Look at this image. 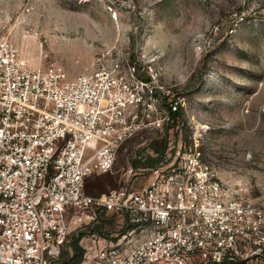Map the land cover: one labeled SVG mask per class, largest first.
Masks as SVG:
<instances>
[{
  "label": "built area",
  "instance_id": "obj_1",
  "mask_svg": "<svg viewBox=\"0 0 264 264\" xmlns=\"http://www.w3.org/2000/svg\"><path fill=\"white\" fill-rule=\"evenodd\" d=\"M91 68L33 69L0 38V264H62L70 235L109 214L123 231L81 240L79 264H264V188L231 187L196 157L152 169L137 191L85 192L127 140L181 111L155 58L107 51Z\"/></svg>",
  "mask_w": 264,
  "mask_h": 264
},
{
  "label": "rangeland",
  "instance_id": "obj_2",
  "mask_svg": "<svg viewBox=\"0 0 264 264\" xmlns=\"http://www.w3.org/2000/svg\"><path fill=\"white\" fill-rule=\"evenodd\" d=\"M0 38L28 67L57 64L71 76L107 51L164 67L160 92L179 99L177 119L133 135L111 173L86 181L87 194L137 191L152 169L192 157L231 187L264 188V0H0ZM124 224L109 214L74 231L62 261L76 238L85 253L81 240L119 234Z\"/></svg>",
  "mask_w": 264,
  "mask_h": 264
},
{
  "label": "trees",
  "instance_id": "obj_3",
  "mask_svg": "<svg viewBox=\"0 0 264 264\" xmlns=\"http://www.w3.org/2000/svg\"><path fill=\"white\" fill-rule=\"evenodd\" d=\"M70 247L72 248L73 255L69 260L63 261L62 264H79L83 259L84 252L78 246V238L70 244Z\"/></svg>",
  "mask_w": 264,
  "mask_h": 264
},
{
  "label": "crops",
  "instance_id": "obj_4",
  "mask_svg": "<svg viewBox=\"0 0 264 264\" xmlns=\"http://www.w3.org/2000/svg\"><path fill=\"white\" fill-rule=\"evenodd\" d=\"M245 264H263V263H260V262H257V261H252V262H248V263H245Z\"/></svg>",
  "mask_w": 264,
  "mask_h": 264
}]
</instances>
